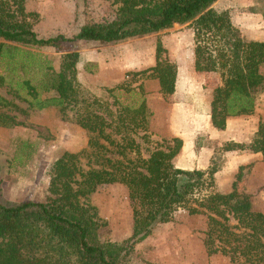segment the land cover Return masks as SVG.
<instances>
[{
  "label": "trees",
  "instance_id": "16d2710c",
  "mask_svg": "<svg viewBox=\"0 0 264 264\" xmlns=\"http://www.w3.org/2000/svg\"><path fill=\"white\" fill-rule=\"evenodd\" d=\"M25 1L0 0V86L6 85L13 97L32 110L74 111L76 124L90 133L89 154L102 150V157L94 160L98 167L84 169L81 158L86 151H64L50 166L45 200L0 202V264H118L156 224L181 211L205 217L202 243L207 254L219 253L232 263L264 264V212L255 210L251 196L238 190L243 165L238 167L231 190L219 192L213 190L216 168L185 169L173 163L182 147L180 137L163 138L147 158H140L138 144L127 132H146L152 115L141 83L131 86L127 81L115 87L135 101L123 105L115 99L121 108L112 126L106 116L89 108L101 105L100 101L81 95L75 79L76 51L62 54L57 71L50 59L16 45L60 49L63 43L77 40L110 43L190 22L195 72H218L220 76V84L212 90L209 115L212 126L224 130L228 117L252 114L264 91V40L244 39L226 10L217 12L211 7L215 0H116L120 5L111 21L84 24L71 37H38L28 19L36 14L25 11ZM164 51L158 42L155 65L127 74L133 78L150 71L147 77L156 79L159 93L168 97L175 91L177 64L162 58ZM11 103L0 94V107ZM0 119L14 121L4 113ZM109 128L123 143L106 132ZM101 139L120 146V153L132 149L137 158L105 156L109 149ZM222 150H248L260 153L264 160V122L258 121L249 142L230 140ZM106 183L127 189L133 226L121 243L97 241L95 231L101 223L96 220L95 207L86 202L89 194Z\"/></svg>",
  "mask_w": 264,
  "mask_h": 264
},
{
  "label": "rangeland",
  "instance_id": "374dc122",
  "mask_svg": "<svg viewBox=\"0 0 264 264\" xmlns=\"http://www.w3.org/2000/svg\"><path fill=\"white\" fill-rule=\"evenodd\" d=\"M119 5L116 0H26L24 3L25 11L36 14L28 18L32 29L38 37L45 38L57 34L71 37L84 24L111 21ZM211 7L217 12L226 10L244 39L264 40V0H215ZM158 42L165 49L161 57H167L177 64V74L178 66L181 77L193 72L196 74L193 80L202 84L200 95L191 94L189 99L181 91L165 97L156 89L157 80L147 77L150 71L133 78L127 74L155 65ZM16 45L50 59L57 71L60 70L62 54L76 51L79 60L75 67V79L79 83L81 95L89 101L93 97L97 98L101 105H91L89 108L106 116L107 120L112 121V126L117 123L121 108L117 102L114 103L115 99L118 98L123 105H134L135 101L134 97L128 98L121 88L115 87L127 81L131 86L141 83L152 115L148 118L146 132H127L136 140L140 158H147L163 138L172 137L169 135L170 127L164 121L170 112H177L175 119L180 129L184 128L185 123L181 113L195 112L199 115V121L208 115L212 99L209 90L220 84L218 72L198 73L194 70L195 43L190 22L174 23L157 32L110 43L77 40L63 43L60 49L53 46ZM114 88L116 90L113 91ZM0 94L12 102L0 107V113L14 120L3 123V119H0L1 203L45 200L49 196L47 187L50 166L64 151L84 150L86 153L81 158L82 167L88 169L99 166L94 160L102 157V150L96 155L89 154L92 151L87 143L90 133L76 124L74 111L66 110L62 113L55 107L32 110L26 103L13 97L6 85L0 86ZM251 115L257 118V125L259 120L264 122V91L258 96ZM233 120L230 121L228 133H197L194 137L195 146L189 136L184 152L174 158L173 163L185 169L216 168L213 190L219 192L231 190L238 167L243 165L238 190L251 196L255 210L264 212V160L261 155H251L247 159L241 158V153L222 150L225 142H239L237 139L247 135L245 132H235L236 123ZM106 132L116 142L123 143L120 135H116L110 128ZM100 142L109 149L104 151L107 157L120 160L137 158L132 149L125 148L120 153V146L109 145L103 139ZM195 147H209L214 151L209 156L199 153ZM86 202L95 207L96 220L101 223L95 231L97 241L121 243L131 235L133 218L124 185L101 184L87 196ZM205 225V217L202 215L178 212L171 220L156 224L151 233L135 243L118 264H242L229 262L219 253L207 254L202 243Z\"/></svg>",
  "mask_w": 264,
  "mask_h": 264
},
{
  "label": "crops",
  "instance_id": "0c3cea01",
  "mask_svg": "<svg viewBox=\"0 0 264 264\" xmlns=\"http://www.w3.org/2000/svg\"><path fill=\"white\" fill-rule=\"evenodd\" d=\"M194 75H196L194 72L188 74L185 77H181V72H180V67L178 66V74H177V79H176V84H175V91L174 93L177 92H181L183 91V93L189 97L191 94H197L200 95L201 89H202V84L200 82H198L197 80H193L194 79ZM182 86V88H181ZM156 89H159V85L158 82H156ZM213 88H211V93H212ZM208 91V90H207ZM173 93V94H174ZM212 94H209L210 97ZM211 102V101H210ZM210 107V104H209ZM151 110V109H150ZM177 112H170V114L168 116H166V118L164 119L166 126L170 127V136L174 137H180L182 139V147L180 152L178 153V155L175 157L178 158L182 155V153L184 152L186 143L189 140V136L191 139V142H193L194 146H195V135L197 133H200L201 131H206L208 133H219V132H223L225 131L226 133H228L229 131V124L231 119H234L233 122L236 123L235 126V132L236 133H241V132H245L247 133V135H244L243 138L241 137L240 139H237V137H233L231 136V138L237 139V141H243V142H249L250 139L252 138L254 132L257 129V118L255 116H252L251 114L249 115H238V116H231L227 118V122H226V128L224 130H217L216 128H214L211 124V120H210V115H205V117H203L201 119V121H199V115L196 114L195 112H183L181 113V116L184 119V128L180 129V125L177 127L178 123L175 119ZM248 131V132H247ZM230 138V139H231ZM228 139V138H226ZM194 148V147H193ZM195 149L199 152V153H205L206 155H212L213 154V148H209V147H195ZM236 152V153H241L240 157L241 158H247L249 159V157H251V155H256L255 157H260L258 155H261L260 153H253L250 152L248 150H231L228 152ZM177 167H181L183 168V166L177 164Z\"/></svg>",
  "mask_w": 264,
  "mask_h": 264
}]
</instances>
